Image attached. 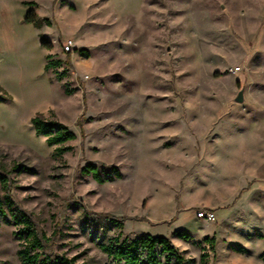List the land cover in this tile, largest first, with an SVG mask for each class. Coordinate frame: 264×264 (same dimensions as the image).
<instances>
[{"label": "rangeland", "instance_id": "obj_1", "mask_svg": "<svg viewBox=\"0 0 264 264\" xmlns=\"http://www.w3.org/2000/svg\"><path fill=\"white\" fill-rule=\"evenodd\" d=\"M24 3L40 28L24 23ZM47 55L62 66L46 71ZM36 117L67 126L73 150L56 158ZM0 174V199L52 240L51 259L118 264L80 202L128 219L100 220L106 242L150 235L197 262L264 264V0H0ZM203 211L215 222L198 221ZM18 230L0 227V264H21Z\"/></svg>", "mask_w": 264, "mask_h": 264}, {"label": "trees", "instance_id": "obj_2", "mask_svg": "<svg viewBox=\"0 0 264 264\" xmlns=\"http://www.w3.org/2000/svg\"><path fill=\"white\" fill-rule=\"evenodd\" d=\"M26 6H30V10L27 13L24 23L40 28L43 25L41 18L39 17L36 8V3H24ZM50 24V23H48ZM43 46L50 52L52 45L48 43L44 38ZM67 55V54H66ZM47 64L45 66L46 71L56 70L63 64L62 61H52V56H46ZM66 64L71 65V57L68 54ZM67 95H71L68 90L65 91ZM32 125L35 133L38 137L46 139L49 147L55 148L54 156L61 158L65 154L73 150L72 147L66 145L74 142L77 136L69 130V128L56 121H47L41 117H36L32 120ZM85 173L91 175L93 179L99 184H105L112 182L113 179L105 175L99 174L97 167L89 165L85 169ZM119 176L118 173H116ZM0 179L7 190H9V181L0 174ZM85 210V228L91 229L88 231L92 234V241L97 247L113 262L118 264H209V255L203 254L199 262L195 259L188 258L186 254L176 247L172 241L164 237H152L150 235H143L135 240L121 241L120 237L107 241V235L102 233L99 235L97 232V225L100 220L108 222L113 227H122L128 219H116L111 215L95 214L87 211L80 202H76ZM15 225L19 227V230L15 233L17 240L21 242L22 248L18 252V258L21 264H78L77 258L68 259L66 257H58L51 259L46 254L47 247L52 243L51 239L39 231L35 222L22 211L15 203L10 195H7L4 199H0V227L2 225ZM57 233L54 234L56 237ZM181 239H187L188 243L196 247H202V243L190 241L189 237H186L183 232L177 234ZM208 243L213 244L212 250L214 251V239H206ZM239 253H246L243 249L238 250ZM264 261V254L261 256Z\"/></svg>", "mask_w": 264, "mask_h": 264}, {"label": "built area", "instance_id": "obj_3", "mask_svg": "<svg viewBox=\"0 0 264 264\" xmlns=\"http://www.w3.org/2000/svg\"><path fill=\"white\" fill-rule=\"evenodd\" d=\"M73 47H74V43L73 41H68L66 44H65V47H64V53L65 54H69L70 52H72L73 50ZM197 218L198 219H202V220H205V221H208V222H215L216 220V215L214 212L212 211H203L202 213H198L197 214Z\"/></svg>", "mask_w": 264, "mask_h": 264}, {"label": "crops", "instance_id": "obj_4", "mask_svg": "<svg viewBox=\"0 0 264 264\" xmlns=\"http://www.w3.org/2000/svg\"><path fill=\"white\" fill-rule=\"evenodd\" d=\"M196 219H197V217H196ZM198 221H205V220H202V219H197ZM206 239H209V236L208 237H206L205 238V240ZM173 242V241H172ZM194 242H196V243H198V242H200V243H202V241H199V240H194ZM173 243H175V242H173ZM178 248L181 250V251H183V252H186L188 249V247H183V246H181L180 244L178 245Z\"/></svg>", "mask_w": 264, "mask_h": 264}, {"label": "water", "instance_id": "obj_5", "mask_svg": "<svg viewBox=\"0 0 264 264\" xmlns=\"http://www.w3.org/2000/svg\"><path fill=\"white\" fill-rule=\"evenodd\" d=\"M236 102L239 104H243L245 102L244 91H241L236 99Z\"/></svg>", "mask_w": 264, "mask_h": 264}]
</instances>
